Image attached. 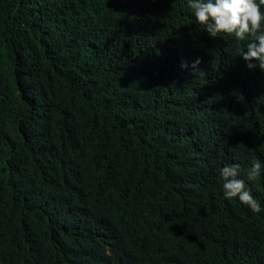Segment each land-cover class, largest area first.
<instances>
[{"label":"trees","instance_id":"16d2710c","mask_svg":"<svg viewBox=\"0 0 264 264\" xmlns=\"http://www.w3.org/2000/svg\"><path fill=\"white\" fill-rule=\"evenodd\" d=\"M214 39L186 0H0V264H264L218 174L264 163V72Z\"/></svg>","mask_w":264,"mask_h":264},{"label":"clouds","instance_id":"9594fccd","mask_svg":"<svg viewBox=\"0 0 264 264\" xmlns=\"http://www.w3.org/2000/svg\"><path fill=\"white\" fill-rule=\"evenodd\" d=\"M186 7L214 41L221 33L227 39L239 41L244 69L259 68L264 72V0H186ZM199 64L197 58L191 62V68L197 70ZM188 67L181 62V68ZM262 169L264 163L256 159L243 170L240 163H225L218 169L223 197L238 199L254 214L264 212V204L254 196L248 183L260 178L264 174Z\"/></svg>","mask_w":264,"mask_h":264}]
</instances>
